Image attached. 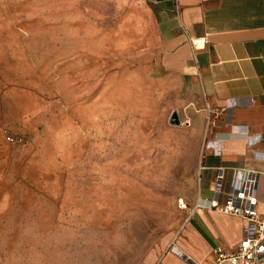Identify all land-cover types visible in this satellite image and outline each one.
<instances>
[{"label": "rangeland", "instance_id": "obj_1", "mask_svg": "<svg viewBox=\"0 0 264 264\" xmlns=\"http://www.w3.org/2000/svg\"><path fill=\"white\" fill-rule=\"evenodd\" d=\"M115 16L0 0V264H146L187 220L199 140Z\"/></svg>", "mask_w": 264, "mask_h": 264}, {"label": "crops", "instance_id": "obj_2", "mask_svg": "<svg viewBox=\"0 0 264 264\" xmlns=\"http://www.w3.org/2000/svg\"><path fill=\"white\" fill-rule=\"evenodd\" d=\"M111 1L115 31L152 55L173 86L179 123L199 140L187 220L146 264H205L216 247L240 242L244 221L195 203L216 191L223 202L250 173L264 214V0Z\"/></svg>", "mask_w": 264, "mask_h": 264}, {"label": "built area", "instance_id": "obj_3", "mask_svg": "<svg viewBox=\"0 0 264 264\" xmlns=\"http://www.w3.org/2000/svg\"><path fill=\"white\" fill-rule=\"evenodd\" d=\"M204 40L199 44L204 45ZM12 141L11 138H7ZM255 179L248 173L247 178H236L223 202L218 201V192L206 205L195 203L194 208H207L218 213L239 217L244 221L242 238L231 248L216 247L212 259L205 264H264V214L256 210L257 199L254 195ZM186 208L185 205H182ZM189 264L197 263L185 257Z\"/></svg>", "mask_w": 264, "mask_h": 264}, {"label": "water", "instance_id": "obj_4", "mask_svg": "<svg viewBox=\"0 0 264 264\" xmlns=\"http://www.w3.org/2000/svg\"><path fill=\"white\" fill-rule=\"evenodd\" d=\"M169 123L171 125H178L179 124V119H178V115L176 112L172 113L170 120H169Z\"/></svg>", "mask_w": 264, "mask_h": 264}, {"label": "bare ground", "instance_id": "obj_5", "mask_svg": "<svg viewBox=\"0 0 264 264\" xmlns=\"http://www.w3.org/2000/svg\"><path fill=\"white\" fill-rule=\"evenodd\" d=\"M112 97H114V96H112Z\"/></svg>", "mask_w": 264, "mask_h": 264}]
</instances>
